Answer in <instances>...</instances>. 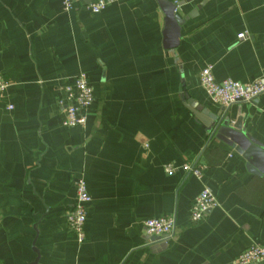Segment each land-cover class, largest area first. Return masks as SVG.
Returning a JSON list of instances; mask_svg holds the SVG:
<instances>
[{
  "label": "crops",
  "instance_id": "0c3cea01",
  "mask_svg": "<svg viewBox=\"0 0 264 264\" xmlns=\"http://www.w3.org/2000/svg\"><path fill=\"white\" fill-rule=\"evenodd\" d=\"M167 1L193 14L171 48L157 0L100 14L80 0H0V264H233L264 244V188L196 114L242 118L264 145V94L224 110L199 83L208 64L217 81L264 78V0ZM80 72L94 102L69 128L59 99ZM186 164L204 165L202 179ZM79 178L92 197L83 242L67 219ZM205 187L219 206L194 222ZM168 215L175 236L156 241L145 222Z\"/></svg>",
  "mask_w": 264,
  "mask_h": 264
},
{
  "label": "built area",
  "instance_id": "2783aa9c",
  "mask_svg": "<svg viewBox=\"0 0 264 264\" xmlns=\"http://www.w3.org/2000/svg\"><path fill=\"white\" fill-rule=\"evenodd\" d=\"M93 14L104 12L116 0H80ZM65 10L76 6V0H63ZM249 37L248 32L238 34L239 40ZM199 83L206 95L214 102L221 105L224 110L238 102H253L264 94V78H258L250 83L243 84L227 78L217 81L214 75V65H206L199 74ZM9 87L8 80L0 75V95ZM94 102V88L89 76L80 72L63 87L59 105L65 113L64 126L69 128L83 127L87 123V111ZM215 131H212V135ZM183 169L192 173L199 179L204 175L205 166L202 164H186ZM167 173L175 171L169 164L165 168ZM92 197L88 190L87 182L83 178L76 181V203L68 213L67 219L70 228L75 232L79 242L85 238V224L87 222L89 206ZM219 202L213 191L205 187L194 199L191 206V220L198 222L211 210L217 208ZM145 230L156 241H169L176 233V218L174 215L156 217L145 222ZM264 260V244L253 242L246 250L241 252L233 264H255Z\"/></svg>",
  "mask_w": 264,
  "mask_h": 264
},
{
  "label": "water",
  "instance_id": "95a60500",
  "mask_svg": "<svg viewBox=\"0 0 264 264\" xmlns=\"http://www.w3.org/2000/svg\"><path fill=\"white\" fill-rule=\"evenodd\" d=\"M166 14L165 28V46L167 48L175 47L179 43L182 25L189 20L193 14L181 17L177 13L180 3H173L167 0H157ZM192 104V103H191ZM197 116L209 125L212 123V130L215 136L228 146L232 147L238 154L246 160L247 170L255 176L264 178V145L246 133L242 118L233 124L224 121V117L211 116L207 120L196 111ZM38 259L32 264H37Z\"/></svg>",
  "mask_w": 264,
  "mask_h": 264
},
{
  "label": "trees",
  "instance_id": "16d2710c",
  "mask_svg": "<svg viewBox=\"0 0 264 264\" xmlns=\"http://www.w3.org/2000/svg\"><path fill=\"white\" fill-rule=\"evenodd\" d=\"M255 185H260L264 188V178L263 177H255Z\"/></svg>",
  "mask_w": 264,
  "mask_h": 264
}]
</instances>
